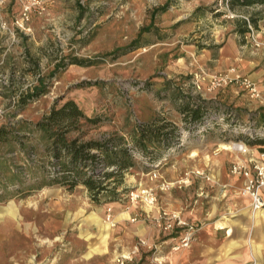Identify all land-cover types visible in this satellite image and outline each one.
Returning a JSON list of instances; mask_svg holds the SVG:
<instances>
[{"label":"rangeland","instance_id":"rangeland-1","mask_svg":"<svg viewBox=\"0 0 264 264\" xmlns=\"http://www.w3.org/2000/svg\"><path fill=\"white\" fill-rule=\"evenodd\" d=\"M229 1L0 0V128L7 132V138L0 140V264H141L157 257L149 246L139 248L140 260L128 263L118 255L121 251L110 261L104 255L90 259L97 249L90 246L98 245L100 236L90 220L97 223L92 218L97 214L105 218L111 212L105 206L109 202L127 207L145 201L142 197L130 201L129 192L174 188L175 183L160 173L175 159L173 155L184 163L190 146L202 147L195 130L184 127L178 99L184 95L206 100L203 97L216 90L209 89L210 77L223 72L216 71L212 59L222 41L234 33L241 40L246 34L236 31L243 20L253 30L264 27V3L236 0L230 6ZM72 59L82 63L69 64ZM39 79L46 93L22 103L20 97ZM172 98L176 101L170 102ZM66 99L97 118L88 122L78 117V128L67 137L78 136L81 141L125 137L134 165L118 185L117 200L94 203L81 184L72 189L60 184L37 188L43 175L42 160L37 159L45 136L29 126ZM227 107L234 111L235 122L228 118L230 126H214L208 132L219 136L217 147L235 137L234 123L261 125L244 115L249 111ZM153 117L156 124L172 123L176 134L170 148L149 146L153 152L143 154L132 141L135 124ZM26 131L30 136L23 138ZM238 138L249 145L260 142L245 133ZM27 143H34V153L20 150ZM153 156L157 157L150 161ZM10 202L12 216L5 210ZM99 226L105 241L110 228ZM162 231L175 235L177 243L178 234Z\"/></svg>","mask_w":264,"mask_h":264},{"label":"crops","instance_id":"crops-1","mask_svg":"<svg viewBox=\"0 0 264 264\" xmlns=\"http://www.w3.org/2000/svg\"><path fill=\"white\" fill-rule=\"evenodd\" d=\"M258 28L259 25L253 30L255 41L249 32L241 40L240 35L234 33L222 41L212 60L217 72L233 69L247 75L258 84L263 97L250 98L242 89L229 85L213 90L210 96L203 98L227 106L231 104L241 112L247 110L249 113L244 115L252 116L251 119L264 126V27ZM172 100L176 101L169 99ZM211 133L200 141L202 147L193 149L190 146L186 158H182L184 163L173 155L175 159L160 175L175 183V187L155 190L154 203L143 201L127 207L118 202L105 204L110 206L111 212L105 218L97 215L102 221L109 218L113 225L103 241L99 224L90 220L99 227L100 233L98 245L95 242L90 246L97 248L90 259L104 255L110 261L121 251L118 255L127 258V263L140 260V251L133 246L139 239L155 248L157 258L163 264H264V206L260 208L261 212L260 209L253 210L249 197L240 193L243 178L230 172L231 163L245 156L237 150L217 147L219 136L214 137ZM253 145L257 148L256 155L264 151V144L257 142L250 146ZM262 196L264 199V189ZM161 211L175 214L194 226V239L187 247L173 249L175 235L163 232L155 220ZM144 248L147 247L140 249Z\"/></svg>","mask_w":264,"mask_h":264},{"label":"trees","instance_id":"trees-1","mask_svg":"<svg viewBox=\"0 0 264 264\" xmlns=\"http://www.w3.org/2000/svg\"><path fill=\"white\" fill-rule=\"evenodd\" d=\"M239 1L244 4L264 3V0ZM234 2L237 1H229L230 6ZM236 31L240 34L248 32L247 22L243 20ZM72 60L69 64L82 63L77 59ZM58 68L59 66L56 69ZM45 93L46 88L39 79L38 84L34 85L31 91H27L20 97V101L25 104ZM177 108L184 114V127L190 131L195 130L213 115H227L233 112L231 108L219 101L195 99L184 95L178 99ZM78 117H84L88 122L97 121V118L87 116L74 100L66 99L58 107L53 105L47 116L29 126L33 132L39 131L42 136H45L42 153L37 159L42 160L39 168L43 174L38 181L37 188L60 184L72 189L81 184L86 188L90 200L94 203L117 200L121 193L118 191V185L122 183L124 173L134 165L130 147L126 146L125 137L109 136L103 140L89 139L87 141H81L78 136L67 137L68 132L78 128L75 124ZM155 120L151 118L148 122L141 121L135 124L132 141L143 154L153 152L150 151L149 146L170 148L173 144L177 129L168 121L156 124ZM6 135L5 128H0V140L6 139ZM21 136L29 137V131ZM14 138L18 137L14 136ZM255 138V140H260L259 143L264 144V141H261L263 137ZM255 143L257 142L254 141L252 144ZM33 144L27 143L20 150L25 149L28 153H34ZM262 149L264 150V147ZM156 157H150V161L155 160Z\"/></svg>","mask_w":264,"mask_h":264},{"label":"built area","instance_id":"built-area-1","mask_svg":"<svg viewBox=\"0 0 264 264\" xmlns=\"http://www.w3.org/2000/svg\"><path fill=\"white\" fill-rule=\"evenodd\" d=\"M248 28L251 38L255 41L253 37V28L249 22ZM227 85H234L242 89L250 98L261 99L263 97L256 82L251 80L247 75L239 73L233 69L223 73L214 74L210 77L209 89H217ZM234 116V111L227 115H213L195 129V134L199 140H203L206 134L212 130L214 126H223V128L224 126H230V124L227 123V120L229 118L231 122H235ZM254 123V121H252V123L244 124L234 123L231 131H233L235 137L225 142V144L228 145L229 149L237 150L245 156V158L237 159L231 163L230 172L240 175L243 178V186L240 193L248 196L251 208L257 210L264 206V199L262 196V190L264 189V151H259L256 155L255 151L257 148L254 145L250 146L243 139L238 138L240 133H245L250 138H264V126L260 125L255 127ZM224 130L225 129H223V131ZM157 165L158 164H155L154 166ZM196 173L199 174V171H196ZM153 176H156V173H154ZM162 187L165 188L166 185L162 184ZM139 197H142V199L149 204L155 202V195L150 190L142 189L140 193L129 192L128 198L130 201L134 202ZM155 220L162 230L169 233L173 232L176 235L178 234V241L173 245V249L187 247L189 245L193 237V232L195 231L194 226L191 223L166 211H161ZM140 247L149 248V245H147L144 240H139L137 245H135V248L139 251ZM120 263L122 264L123 262L121 261ZM141 264L163 263L157 257H153L149 262H143Z\"/></svg>","mask_w":264,"mask_h":264},{"label":"bare ground","instance_id":"bare-ground-1","mask_svg":"<svg viewBox=\"0 0 264 264\" xmlns=\"http://www.w3.org/2000/svg\"><path fill=\"white\" fill-rule=\"evenodd\" d=\"M220 147L219 148H222V149H229V147H228V145L227 144H225V143H220V145H219ZM218 148V149H219ZM5 210H6V213L8 214V215H10V216H12L13 215V203L12 202H10L6 207H5ZM259 210V209H258ZM264 210V209H263ZM260 212H261V209H260ZM259 212V213H260ZM94 214H96V213H94ZM261 217V216H260ZM264 217V216H263ZM94 220H96L97 221V223H99V224H102V226L103 227H105V228H110L111 227V223L112 222H107L106 220H101V218L98 216V215H94L93 217H92ZM259 218V217H258ZM261 219V218H260Z\"/></svg>","mask_w":264,"mask_h":264}]
</instances>
